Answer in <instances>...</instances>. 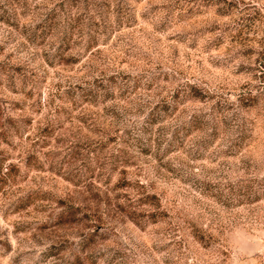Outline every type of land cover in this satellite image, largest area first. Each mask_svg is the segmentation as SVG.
Segmentation results:
<instances>
[{
  "label": "rangeland",
  "instance_id": "rangeland-1",
  "mask_svg": "<svg viewBox=\"0 0 264 264\" xmlns=\"http://www.w3.org/2000/svg\"><path fill=\"white\" fill-rule=\"evenodd\" d=\"M0 264H264V0H0Z\"/></svg>",
  "mask_w": 264,
  "mask_h": 264
}]
</instances>
